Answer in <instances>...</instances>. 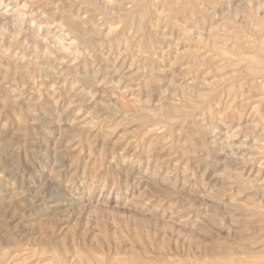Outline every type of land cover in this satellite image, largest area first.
<instances>
[{
    "label": "rangeland",
    "instance_id": "374dc122",
    "mask_svg": "<svg viewBox=\"0 0 264 264\" xmlns=\"http://www.w3.org/2000/svg\"><path fill=\"white\" fill-rule=\"evenodd\" d=\"M0 264H264V0H0Z\"/></svg>",
    "mask_w": 264,
    "mask_h": 264
}]
</instances>
